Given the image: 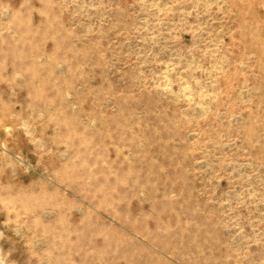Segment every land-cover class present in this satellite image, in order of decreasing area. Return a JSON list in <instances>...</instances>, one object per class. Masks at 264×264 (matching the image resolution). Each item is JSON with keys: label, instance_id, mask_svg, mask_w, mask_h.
<instances>
[{"label": "rangeland", "instance_id": "rangeland-1", "mask_svg": "<svg viewBox=\"0 0 264 264\" xmlns=\"http://www.w3.org/2000/svg\"><path fill=\"white\" fill-rule=\"evenodd\" d=\"M0 264H264V0H0Z\"/></svg>", "mask_w": 264, "mask_h": 264}]
</instances>
